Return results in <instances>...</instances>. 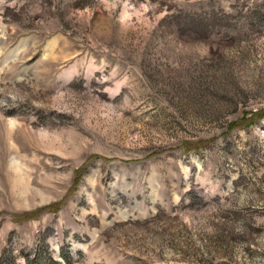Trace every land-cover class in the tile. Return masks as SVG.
Segmentation results:
<instances>
[{
    "label": "rangeland",
    "instance_id": "obj_1",
    "mask_svg": "<svg viewBox=\"0 0 264 264\" xmlns=\"http://www.w3.org/2000/svg\"><path fill=\"white\" fill-rule=\"evenodd\" d=\"M0 264H264V0H0Z\"/></svg>",
    "mask_w": 264,
    "mask_h": 264
}]
</instances>
